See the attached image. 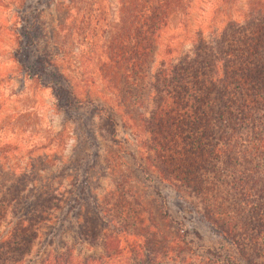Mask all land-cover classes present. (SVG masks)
<instances>
[{
    "label": "trees",
    "instance_id": "16d2710c",
    "mask_svg": "<svg viewBox=\"0 0 264 264\" xmlns=\"http://www.w3.org/2000/svg\"><path fill=\"white\" fill-rule=\"evenodd\" d=\"M53 1H21L16 60L50 86L78 139L64 185H53L59 175L0 163V264H223L222 247L188 238L181 202L193 205L183 194L198 200L200 222L247 264H264V0H91L94 27L103 21L107 33L114 31L101 67L110 78L108 98L76 91L86 80L76 83L63 56L38 49L41 9ZM114 7L116 22L105 17ZM195 9L204 16L191 44L173 56L169 48L156 66L171 17L179 14L187 25ZM95 113L116 138L122 123L137 140L143 161L133 170L161 199L159 218L124 184L130 176L97 189ZM165 185L171 193L163 194Z\"/></svg>",
    "mask_w": 264,
    "mask_h": 264
},
{
    "label": "rangeland",
    "instance_id": "374dc122",
    "mask_svg": "<svg viewBox=\"0 0 264 264\" xmlns=\"http://www.w3.org/2000/svg\"><path fill=\"white\" fill-rule=\"evenodd\" d=\"M21 1L0 0V163L5 169L14 168L18 172L36 171L42 177L51 178L59 175L60 181L57 179L53 185L57 186L58 183L64 185L66 184L64 177L68 173L67 166L78 139L75 131L77 128L67 112L56 108L52 89L46 81L31 78L16 60L14 23ZM90 2L91 0H54L44 6L41 9L44 38L38 49L54 54L57 59L63 56L68 74L76 83L86 80V83L80 81L82 89L78 88L76 91H95L98 96L108 98L111 95L108 91L110 78L101 67L106 59L104 46L114 31L107 33L103 21H99L100 25L96 24L94 27L95 20L91 15L93 10H90ZM111 2L113 6L117 5V0ZM111 13L105 17L116 22V7ZM210 15L211 13L206 20H209ZM203 16L201 10L195 9L189 14L187 25L179 14L171 17L157 46L156 66L169 56L166 53L169 48L173 50L171 56L188 48ZM88 21H92L89 28ZM54 45L59 46V49ZM92 79L95 80L93 84ZM129 99L127 101L132 102V98ZM134 107L142 109L138 104ZM127 123L131 125L132 120L127 118ZM94 128L98 134L97 141L100 147L98 168L96 167L98 181L95 184L99 192L116 186L123 178L130 176L131 179L123 183L137 191L138 196H141L138 199L143 202L146 211L154 212L155 218H159L157 209L163 212L161 199L156 196L153 188H145L149 184L146 183L144 186L143 180L138 178L139 172L133 170L140 160L143 161L137 152V140L122 123L115 126L119 137L113 136L114 129L107 124L102 113H95ZM114 168L116 173H113ZM159 187L163 194L171 193L166 185ZM183 195L194 207L188 206L187 202H181L186 210L181 213L185 215L182 220L188 238L195 239L197 234L202 236V243L211 247H222L223 264L234 259L238 260L237 264H247L243 256L237 254L236 247L219 235L214 228L208 227L206 222H200L201 214H196V210L200 208L198 200L194 196ZM170 206V213H173L177 207L173 204ZM169 225L172 230L173 225L170 223ZM195 252L201 257H209ZM231 254L234 259L227 260V256Z\"/></svg>",
    "mask_w": 264,
    "mask_h": 264
}]
</instances>
